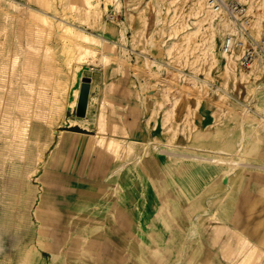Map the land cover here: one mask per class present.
<instances>
[{"label": "bare ground", "instance_id": "6f19581e", "mask_svg": "<svg viewBox=\"0 0 264 264\" xmlns=\"http://www.w3.org/2000/svg\"><path fill=\"white\" fill-rule=\"evenodd\" d=\"M188 1L190 4L188 18H190L186 20L177 19L178 10L184 7L183 1H177L174 6L175 14L171 20L167 16L169 2H166L163 7L156 8L154 31L159 33L152 34L145 40L140 36L138 27L140 17L135 15L137 19H134V15L131 14L129 16L131 18L128 20L132 27V37L127 36L128 23L122 21L121 42H116L111 41L105 35L90 31V28H96L101 24V29L106 32L107 24L102 25L101 23L102 10H109L110 4H113L115 9H121V0H33V6L22 4L16 0H0V140H2L0 176L5 172L6 167L12 165L11 171L16 179L13 188L18 189L20 193L24 183L30 186L31 178L37 175L41 162L47 164L52 160L50 158L46 160L44 155L51 142L55 141L56 125L62 124L68 110L77 113L81 87L76 85L79 84L82 77L83 63L91 58L105 62L108 66L127 75L130 78V83L135 81L133 75L138 77L145 74L149 76L147 82H151L152 86L171 81L168 90L172 92L181 94L187 92L189 95L198 92L207 93L212 88L213 76L210 71H207L202 79L192 72L182 70L180 64L172 58L169 59V62L162 63L158 62L154 55H150L152 54L151 47L158 45V40L167 24H169V34L177 33L176 40L185 42L195 33L205 29L207 37L197 44L196 47L199 48V51L195 56V61L219 68L217 77L222 81L221 85L222 83L226 85L230 75L235 74L236 61H239L242 79L249 80L250 97H257L259 90L264 88V59L253 62L251 73L254 78L252 79V75L244 73L242 69L244 67L240 62V53L216 50L215 38L219 34H222L223 37L237 34L235 21L230 18L226 10L218 7L215 0ZM240 1L248 5L245 8V15L250 21V32L257 40L261 36L264 24V0ZM103 3L104 7L102 8ZM22 8L27 11H22ZM255 9L261 10L256 20H254L255 17L250 16ZM21 11L22 14L26 13L30 16L24 17L26 22H23L19 15ZM143 13L144 11L141 12V14ZM22 22L25 25L35 22L38 25L34 30L38 46L34 49L44 52L42 55L33 58L27 55L25 45L21 42L18 34V26ZM82 25H88V27ZM128 46H131L135 52L132 53ZM159 47L162 51V46ZM168 52L173 54L174 51ZM219 54L224 58L221 65H219ZM133 55L136 56V61L132 60ZM163 71H167L170 79L163 75ZM184 80H188L190 86H186ZM146 84L148 83H142L144 90L147 88ZM221 85H215L216 87L213 89L219 91L221 96H226L227 91L222 90ZM93 91L92 87L86 115H77L80 119H71L69 123L72 126L81 125L86 129H91V125L97 126V133L90 135L92 140L101 142L100 140L107 139L104 142L113 146L110 151L122 154L121 163L115 171L109 174L108 178H114L115 174L122 169L129 171L131 175L132 168L134 166L144 167L146 158L149 155L153 158L154 152L161 154L165 150L188 149L190 150L188 152L191 153L210 156V158H203L190 153L185 157L169 155V164L180 162L176 167L177 172H184L186 175L190 173L196 178V183L184 181L183 185L184 189L193 195L188 204L192 207L194 216L190 217L183 227H172L166 221L164 222L169 230L167 250L169 254L172 252V257L154 245L150 255H145L140 252L142 250H138V253L148 264H187L185 261L188 253L198 241L206 220L221 223L233 222L239 225L241 213L237 210V204L242 187L245 186L247 172L251 173L256 170L257 175L264 176V101L260 103L258 110H254L250 97H247L245 101L231 98L230 106L235 110L229 109L226 113L216 117L213 124L205 128L195 123L191 126L188 135L189 142L172 139L166 129L161 136L145 141L136 138L135 130L137 129L130 126V124L139 126V122L125 120L119 109L115 108L113 97L104 98V103L114 107L112 113H105L102 109L92 122L89 118L90 108L99 102ZM151 92L145 90L143 96L141 95V104L145 111L151 109V95L153 94ZM156 99L157 104L162 101L163 96L159 95ZM133 107H136L135 102ZM198 118L202 119L200 115ZM229 121L233 123V129L238 131L233 139L224 137V127ZM36 124H41L46 128L50 134L49 139L39 140L32 137V129ZM62 126L60 125V127ZM121 126L125 129H122ZM128 128H131V131ZM117 132L120 133V136L116 135ZM66 133L68 132L65 131V128L58 131L56 139L58 146L61 142L66 141ZM72 134L82 136L77 133ZM68 137L70 136L68 135ZM121 145L123 148L119 150ZM165 163L167 162L165 161ZM30 165L32 168L28 169ZM201 184H204L206 190L202 199L197 195L198 186ZM123 188L124 185L119 182L108 180L98 188L82 187L80 195L82 197L98 196L102 192L112 194L116 191L120 192ZM259 188L260 193L264 195V182ZM38 206L40 209L36 210V218L40 223L37 241L42 249L52 252V264L119 263L111 256L103 255L98 260L80 255L70 247L64 248L65 243L72 237L82 239L80 242L81 251H84L83 248L90 244L86 234L81 235L79 232L85 227L86 222L80 219L74 222L73 225L77 231L74 235L71 224L63 221L59 211L49 209L57 208L58 201L56 199L40 194ZM78 207L80 208L81 204ZM5 229V223L1 222L0 254L5 250L3 242ZM96 232L107 234L106 227L99 228ZM49 240L55 246H50ZM260 252V246L244 236L234 253L236 260L233 264H261L263 254L260 255ZM40 254V248L35 244L29 245L22 255L21 264H35V260Z\"/></svg>", "mask_w": 264, "mask_h": 264}, {"label": "rangeland", "instance_id": "374dc122", "mask_svg": "<svg viewBox=\"0 0 264 264\" xmlns=\"http://www.w3.org/2000/svg\"><path fill=\"white\" fill-rule=\"evenodd\" d=\"M16 1L22 4H28L32 6L34 5L33 0ZM121 1V9H115L113 4H110L109 10H102L101 23L102 25H104V23L107 24L106 32L101 29V24L96 28L91 27L90 31L92 30L99 34L105 35V37L109 38L111 41L121 42L122 21L128 23L129 29L127 30V36L129 38L132 37V27L129 24L130 20H128V18L130 19L131 17L129 16L133 14L134 19H137V16L140 17L138 20V27L140 30V36L142 37V39L145 40L150 35L159 33L154 31V19L156 15L155 10L159 6L163 7L166 2H169L170 5L168 7L167 16L170 20L171 17L175 14L174 6L176 5L177 1H183L184 4V7L178 10V20H186L190 13V4L188 0ZM237 1L243 4V2H241L240 0ZM103 7L104 3L102 4V8ZM247 7L248 5H245V8ZM22 11L26 12L27 10L22 8ZM22 11L19 12V15L22 21L26 22L24 17H28L29 15H26V13L22 14ZM142 11H144L143 14H141ZM260 11L261 10L255 9L253 12H251L250 16H252V18L255 17L254 20H256ZM191 20L193 19L191 18ZM23 22L21 25L18 26V34L21 42L25 45L27 55L31 58H33L34 56L42 55L44 52L34 49V47L38 46V41L34 32L38 25L35 24V22L29 25H25V23L23 24ZM82 26L88 27V25ZM192 27H194V25H192ZM169 33V24H167L164 27V32H162V36L158 40V45L151 47L150 51L152 52V54H149L154 55V58L158 62L162 63H167L169 62V59L172 58L180 64V68L182 70H184L185 72H192L193 74H196L199 78L202 79L205 77V73L207 71H210L213 76V80L211 81L212 88L209 89L207 93L198 92L192 95H189L187 92H184L182 94L176 93L174 91L172 92L171 90H168L171 81H165L164 83H160L158 86H152L151 82H147V80H149V76L145 74H141L138 77L133 75L135 81L133 83H130V78L127 75L120 73V71H118L117 69L115 70L112 66H108V64H105V62L103 63L96 58H91L83 63L82 77L81 80H79V84H77L76 86L79 85L80 88L81 84H84V80H86V78H91L90 91L93 87V94L99 100L96 106H91L90 108L91 113L89 118L92 122H94L96 116L101 112L102 109L105 111V113H112L114 107L112 105H107L106 103H104V98L113 97V102H115L117 106H115V108L119 109V112L122 113L125 120L139 122V126H133L132 124H130V126L137 129L135 130L136 138L143 139L145 141L155 139L157 136H161L163 134L164 129H166L172 139H175L177 141L184 140L185 142H189L188 135L190 134L191 126H193L195 123L202 128L208 127L209 125L215 122L216 117L223 113H226L227 111H229V109H234L232 106H230L231 98L239 99L240 101H245L247 97H250L248 88L249 80L242 79L239 61H236L237 68L235 74L232 76L230 75V78H228V83L226 85L223 83L221 85L222 81L217 77V75L219 74V68H217L216 66L211 67L208 63L195 61V56L198 54L199 51V48L196 47L197 44L207 37V32L205 31V29H202L201 32L192 35L187 42L176 40L178 36L177 33L175 35H170ZM222 37L223 35L219 34L215 38L216 50L218 49V51H220V42L225 36L223 38ZM162 40L164 41L162 42ZM159 46H162V51ZM128 48L131 50L132 53L135 52V50H133L131 46H128ZM172 50L174 51L173 54H169L168 51ZM45 55L47 54L45 53ZM218 56L220 60L219 65H221L224 62V58L221 54H219ZM132 60H137L135 55H133ZM42 69L44 70L45 68ZM242 69L244 73H250L252 75V64L250 67ZM129 72L130 74H132L131 71ZM163 75L165 77H168L167 71H163ZM251 78H254L253 75L251 76ZM167 79L170 78L168 77ZM183 82L186 86H190V82L188 80H184ZM142 83H148L145 85L147 87L145 90L152 91L151 93H153L151 95L152 104L151 109H149V111H145L141 104L143 92L145 91L143 89L144 87L142 86ZM215 85H221V89L227 91L226 96H221V93L219 91L214 90L213 88L216 87ZM159 95L163 96V99L162 101L156 104V98ZM249 99L253 105L252 108L254 110H258V108L260 107V103L264 101V88L259 90L257 97H250ZM134 102L136 107H133ZM198 115L202 117L201 120H199ZM74 118L80 119V117L77 116L76 111L71 112L70 110H68L62 120V124L56 125L55 127L57 131L56 136L58 135V131L61 128H65L67 130L75 129L83 131L87 134L94 135L97 133V126L94 125H91V129L83 128L81 125L80 127L79 125H70L69 121ZM60 125L63 126L60 127ZM232 126L233 123L231 121H229L225 125L224 137L229 139H233L236 137L238 131L237 129H233ZM121 128L125 129V127L123 126H121ZM128 130L131 131V128H128ZM116 135L120 136V133L117 132ZM105 136L108 135L105 134ZM32 137L39 140H45L49 139L50 134L43 125L36 124L33 126L32 129ZM81 138L82 140H87L88 142L92 141V136L89 135L82 136ZM75 139L81 141L80 137ZM105 140L107 139L100 141L104 142ZM1 143L2 140H0V145ZM185 144L187 145L188 143ZM118 149L120 150V147ZM104 151V149L92 150L93 155L97 159L96 163L98 165H100L101 163V161L98 159L99 157H103ZM188 151L190 150H165L164 153L161 154H159L158 152H154L153 158H151V155L146 158V164L144 167L139 169L138 167L134 166V169L132 168L133 171L136 170L140 173H143L145 168L149 164L150 168L152 169L153 175L150 178L156 180L162 193L160 197L159 207L163 212V217H165V219L170 224H173V227L182 223V221L189 220L190 217L194 216V213L192 212V207L189 204L187 206H183L182 202H180L178 206L175 207L176 212H173L174 219H172V217L170 216L169 209L174 208L172 207V200L176 198H179L180 201H184L185 197L188 200L193 198V195L189 193L188 190H185L183 185L184 181L192 184L196 183V178L190 173L189 175H186L184 172H177L176 167L180 164V162L178 161L174 164H169V155L173 154L185 157V155H189L190 153L197 157L210 158L209 155H199ZM172 152H176L179 154H175ZM47 155L48 153L46 152V154L44 155V157H46V160L48 157ZM119 155L120 156L113 154L116 160L118 159V157H122L121 153H119ZM165 161L167 163H165ZM46 165H48V163L44 166ZM6 168L7 169L5 170V172L2 174V176H0V223L4 222L6 225V229L3 235L5 250L0 254V264H21L22 255L26 247L34 244L41 250L40 256H38L35 260V264H52V255L49 251L46 253H42L43 249L37 241L39 236V220H37L38 218H36V210L38 211L40 209V206L37 207V202L40 197V194H46L44 192L38 193V190H40V180L37 178L38 174H40L39 172L42 173V170L40 171L41 166L39 165L38 167V171L36 173L37 175H34L31 178L30 186L24 183V186L20 190V193L18 189L13 188V186L15 185L14 180L16 179L11 171L12 165H9ZM31 168L32 165L28 167V169ZM171 169L172 171H170ZM141 175L143 176V174ZM122 177L124 178L123 181L127 180L128 183L133 178V176L129 174V171H124ZM144 182L145 181L141 179V187H143ZM262 182H264V176L257 175L256 170H253V172L251 173L247 172L245 186L242 187L237 204V210L241 213L240 223L239 225H236L233 222H226L229 224L225 223V225L221 226L219 229V234L224 233L226 230H228L233 235V241L230 244L223 246L224 256L227 260H229L231 264H233V262L236 260L234 258V253L240 246V241L243 239L244 236H247L248 238L252 237L255 241H257V244H259V246L260 244H264V195L260 193L259 188ZM124 187L129 190L128 186ZM205 192L206 190L204 189V184L199 185L197 195L200 197V199L205 196ZM77 196H79V194L74 197L76 198ZM164 221L165 220L157 219L156 225L160 232L165 235L166 239L167 237L164 231ZM213 225L214 222H211L210 220L205 221L204 236H200L198 241L194 244L198 251L204 252V243L207 240L206 236L208 235V232L212 229ZM76 233L77 231L74 228V235ZM81 240L82 239L78 237H72L71 239L69 238V240L65 243L64 247H70L72 249H75L77 253L83 256H88L87 253L89 252H99L96 253L98 255L95 258L98 260L104 255L102 254L103 248H105V242H103V239H99V243L96 246L98 250L94 249V245L88 244V246L83 249L84 251H81ZM164 246V244H158L157 248L162 251L164 249ZM152 247L153 246L150 247V253L146 252L145 255L152 254ZM260 248V255L263 254L261 264H264V248H262L261 246ZM133 249L136 253H138V250L140 251L142 248L136 250L135 246H133ZM140 252L144 253L143 251ZM222 260L225 264H227L224 259ZM145 262L132 261L130 262V264H144ZM146 264L148 263L146 262Z\"/></svg>", "mask_w": 264, "mask_h": 264}, {"label": "crops", "instance_id": "0c3cea01", "mask_svg": "<svg viewBox=\"0 0 264 264\" xmlns=\"http://www.w3.org/2000/svg\"><path fill=\"white\" fill-rule=\"evenodd\" d=\"M65 131L68 132L66 133V141L61 142L58 146L56 143L57 135L55 141L49 145L46 151L48 153L47 160L48 158L52 160L48 161L46 166H44L45 163L40 165L42 173L39 172L40 174H38L37 178L40 180V182L38 180L40 184L38 193L44 192L47 197L58 201L57 208L52 207L49 209L59 211L63 221L70 223L73 229L75 228L73 225L75 221L80 219L86 222L85 227L80 230V234H86L85 236L90 240V244L94 245L95 250H98L96 246L99 243V239H103L105 248H103L102 254L111 256V258L119 262L117 264H130L132 261L145 262L142 255L134 251L133 246H135L136 250L142 248L141 250L146 254V252L150 253L151 246L157 247L158 244H164L162 251L171 256L172 252L169 254L167 250L169 230L166 226L165 230L163 229L167 237L165 239V235L160 232L156 223L157 219H162L172 227L173 224H170L163 217V212L159 207L162 193L156 180L150 178L153 175L149 164L143 173L136 170L133 171L131 174L133 178L129 183L127 180L123 181L124 169L119 170L114 178H108L109 174L115 171L119 162L121 163L122 161V157H118L116 160L113 156V154L120 156V152L113 153V151H110L113 146L108 142L82 140V136H90L91 134L75 129H65ZM72 133L82 136H75ZM79 137L81 141L75 139ZM120 148H123V145ZM93 149L105 150L103 157L98 159L101 161L100 165L96 163L97 159L92 153ZM141 179L145 181L143 187H141ZM108 180L128 186L129 190L124 187L120 192L116 191L112 194L102 192L98 196L82 197L80 195L82 187L98 188L99 185ZM78 194L79 196L75 198L74 196ZM172 201V207L174 208L169 209V214L174 219L173 212H176L175 207L180 202H182L183 206H187L189 200L185 197L184 201H180L179 198ZM79 204H81L80 208L78 207ZM187 221H182V223L174 227H183L187 224ZM223 225L225 223L214 222L212 229L206 236L204 252L198 251L193 246L186 258L185 262L187 264H225L222 259L227 264H231L224 256L223 246L233 241V235L228 230L219 234V229ZM103 227H106L107 234L96 232L97 229H102ZM202 235L204 236V228L200 236ZM250 238L255 241L252 237ZM255 242L257 243V241ZM48 244L52 246L53 242L49 240ZM260 246L264 248V244H260ZM48 251L43 249L42 253ZM49 252L52 255V252ZM96 253L99 252H89L87 254L95 259L98 255Z\"/></svg>", "mask_w": 264, "mask_h": 264}, {"label": "built area", "instance_id": "2783aa9c", "mask_svg": "<svg viewBox=\"0 0 264 264\" xmlns=\"http://www.w3.org/2000/svg\"><path fill=\"white\" fill-rule=\"evenodd\" d=\"M215 2L235 21L237 29V34L226 36L220 42V51L240 53V62L244 68L250 67L255 60L264 59V24L261 36L256 40L250 32V21L245 15V5L237 0H215Z\"/></svg>", "mask_w": 264, "mask_h": 264}, {"label": "water", "instance_id": "95a60500", "mask_svg": "<svg viewBox=\"0 0 264 264\" xmlns=\"http://www.w3.org/2000/svg\"><path fill=\"white\" fill-rule=\"evenodd\" d=\"M91 78H86L84 84L81 85L80 98L78 102L77 115L85 116L87 113L88 100L90 95Z\"/></svg>", "mask_w": 264, "mask_h": 264}]
</instances>
